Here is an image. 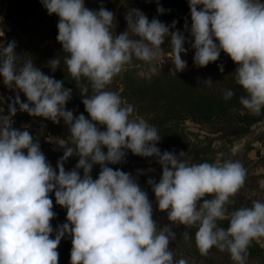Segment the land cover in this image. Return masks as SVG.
I'll use <instances>...</instances> for the list:
<instances>
[{
  "label": "clouds",
  "instance_id": "9594fccd",
  "mask_svg": "<svg viewBox=\"0 0 264 264\" xmlns=\"http://www.w3.org/2000/svg\"><path fill=\"white\" fill-rule=\"evenodd\" d=\"M46 12L58 17L57 42L66 53L64 64L80 85L86 116L67 110L72 90L63 81L44 74L31 59L17 63L15 41L0 48V78L17 92L0 115V264H58V245L71 237L70 264H174L168 245L175 233L159 228L153 204L132 174L108 165L120 163L127 152L155 158L162 169L159 182L148 179L157 208L170 222L197 226L195 243L206 255L213 247L227 251L236 264H245L252 240L264 237V202L228 211L227 205L244 185L246 169L238 161L189 165L173 151L161 153V136L143 119H132V105L106 86L136 58L153 62L164 56L166 39L177 72L191 42L193 62L199 67L217 61L223 52L236 65L235 83L246 93L239 103L252 114L264 108V2L261 0H188L190 36L170 31L172 25L148 17L139 9L125 15L127 29L113 31L115 13L102 5L90 10L84 0H41ZM165 9L157 7V13ZM187 29V25H185ZM60 60L48 67L55 71ZM223 72V65H218ZM86 80L87 85L81 81ZM211 78L203 85L211 86ZM89 86L92 94L89 95ZM20 93L26 98L21 101ZM234 95L226 90L224 99ZM29 116L61 121L68 126L63 155L55 169L27 130L16 129L12 117ZM103 128L104 130H101ZM106 149L107 151H103ZM78 157L72 170L64 164ZM94 165L98 177L91 176ZM83 170V176L80 175ZM143 174L137 170L136 175ZM66 209V222L54 229L53 200ZM210 197L204 199V197ZM202 201V203H201ZM228 218L225 230L218 221ZM175 264H187L180 259Z\"/></svg>",
  "mask_w": 264,
  "mask_h": 264
},
{
  "label": "trees",
  "instance_id": "16d2710c",
  "mask_svg": "<svg viewBox=\"0 0 264 264\" xmlns=\"http://www.w3.org/2000/svg\"><path fill=\"white\" fill-rule=\"evenodd\" d=\"M84 3L90 10L98 11L102 5L114 12L113 31L116 35L127 29L125 15L129 9L135 8L141 10L149 21L156 18L169 26L176 21L175 27L170 28V31H181L186 40L190 36L191 17L188 0H84ZM158 6L165 9L163 14L157 13ZM57 23L58 17L54 14L50 16L43 8L41 0H0V48L15 41L14 52L18 59L17 63L31 59L44 74L63 81V87L72 90L66 109L74 111V115L83 113L87 118L81 102L80 85L72 80L67 72L64 64L66 53L62 51V46L56 40ZM187 46H191L190 40L184 45L185 48ZM162 47L164 56L160 59L161 64L154 75L146 79L137 78L133 73V67L142 64L143 61L133 58L112 79L105 90L118 94L124 102L123 106H133L134 111L130 118L143 119L157 129L161 139L156 146L161 153L173 151L179 154L183 151L185 156L182 159L189 165L203 162L216 163V141L229 144L234 139L247 135L254 125L264 121V108L256 115L244 109L239 103V98L246 93L235 83L236 65L223 52L220 53L217 61L205 67L195 65L193 58L187 59L186 69L177 72L172 57L169 56L171 46L167 39ZM55 57L60 60V66L52 71L48 67V61ZM221 64L223 72L218 68ZM208 78H211L213 84L203 85V81ZM81 83L87 85L88 82L82 80ZM226 90L234 92L233 97L227 100L224 99ZM88 94H92L90 86ZM16 95L17 92L6 87L0 78V115H8V104ZM19 95L21 101L26 102L23 94ZM12 120V126L16 129L24 130L26 124L45 129L46 134L41 135L33 128L27 127L34 141H38L47 161L55 169L63 151L54 150L47 143L46 138L49 135L65 144L69 141L68 126H65L63 121L54 124L50 120L29 116L26 112L19 111L18 107ZM188 123L206 131L205 138L200 139L196 134L187 131L184 125ZM69 146H73L70 141ZM103 151L107 150L103 149ZM77 162L78 157H70L64 164L65 170H72ZM108 166L132 174L153 204V220L157 226L159 228L168 226L175 233V238H172L168 245L173 251L174 264L180 260V255L191 258L199 264H236L227 251L222 252L216 247L211 248L206 255L201 254L195 243L197 226L170 222L167 213L158 210L154 194L147 184L150 178L158 183L162 174V169L155 158H142L127 152L120 163ZM137 170H141L143 174L137 176ZM99 172L100 166L94 165L91 172L93 180L98 177ZM80 175L83 176V170H80ZM250 181V177L246 175L241 189H253L247 194L239 190L230 197L233 203L226 206L228 211L251 207L253 201L264 202V198L251 192L257 185ZM49 196L53 200V211L56 213L55 218L50 221L54 229L50 238H54L55 229L66 222V209L56 205L54 192ZM208 198L210 197H204V199ZM217 223L226 230L229 223L227 216ZM57 251L58 264H70L71 237L62 238ZM247 252L245 264H264V247L255 239L251 241Z\"/></svg>",
  "mask_w": 264,
  "mask_h": 264
},
{
  "label": "rangeland",
  "instance_id": "374dc122",
  "mask_svg": "<svg viewBox=\"0 0 264 264\" xmlns=\"http://www.w3.org/2000/svg\"><path fill=\"white\" fill-rule=\"evenodd\" d=\"M186 49H188L187 53L182 54L183 60L191 59L195 54L191 46H187ZM160 64V60L153 62L143 61L142 64L133 67V73L139 79H146L157 72ZM25 126L33 128L38 134H46L43 127L33 124H26ZM184 127L190 133L196 134L200 139H204L205 135H207L206 131L195 125L188 123ZM46 141L54 150L64 151V144L61 140L48 135ZM215 149L217 150L216 164H222L225 161L240 162L246 169V175L251 179L250 182L257 185L256 189L251 192L264 198V121L254 125L247 135L236 138L229 144L216 141ZM252 189L245 188L240 190H243V193L247 194ZM255 240L264 247V237ZM179 257L180 259H185L187 264H199L191 258L181 255Z\"/></svg>",
  "mask_w": 264,
  "mask_h": 264
}]
</instances>
